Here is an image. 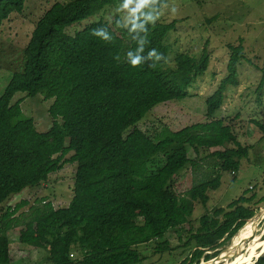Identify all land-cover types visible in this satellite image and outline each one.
<instances>
[{
  "label": "trees",
  "instance_id": "1",
  "mask_svg": "<svg viewBox=\"0 0 264 264\" xmlns=\"http://www.w3.org/2000/svg\"><path fill=\"white\" fill-rule=\"evenodd\" d=\"M167 2L155 0L141 12H158ZM123 3L54 1L36 20L22 69L13 72L0 94V205L22 189L46 182L65 163L75 164L73 195L66 206L55 208L37 195L32 202L22 198L0 207L5 221L0 264L12 260L6 235L11 226H21L20 243L47 250L54 264H143L136 246L154 241L156 252L170 249L164 234L182 228L194 202L205 205L208 189L219 187L222 172L236 173L240 159L248 156L249 148L237 139L228 117L218 116L228 85H238V64L247 59L241 39L228 44L227 73L204 101L206 120L150 134L138 123L159 103L184 99L208 68L209 55L203 47L199 57L187 52L169 56L167 36L178 19L144 21L141 30L132 29V17L122 19L120 11L103 17ZM24 4L0 0V25ZM142 20L139 16L136 23ZM98 28L112 39L93 36ZM152 49L164 58L149 57ZM129 52L141 57L140 65H130ZM263 83L264 73L258 91ZM17 92L53 98L47 131L37 130L32 118H19L20 101H10ZM251 122L264 132L263 122ZM187 165L196 175L180 196L167 180L173 187L172 176ZM253 214L239 204L218 223L208 224L204 216L199 228H186L183 244L194 245L183 264L212 258L205 249L218 246L225 234L221 244L233 237ZM253 264H264V251Z\"/></svg>",
  "mask_w": 264,
  "mask_h": 264
},
{
  "label": "rangeland",
  "instance_id": "2",
  "mask_svg": "<svg viewBox=\"0 0 264 264\" xmlns=\"http://www.w3.org/2000/svg\"><path fill=\"white\" fill-rule=\"evenodd\" d=\"M54 1L57 0H25L21 12H12L2 21L0 25V94L4 91L13 72L22 69L25 58L24 48L30 39L36 20ZM134 5L135 0L129 8ZM116 11H120L122 19L128 20L127 18L131 16L128 9L112 8L107 9L103 17L106 19ZM156 13L158 16L155 21L169 22L178 19L176 29L169 32L167 36L171 46L170 57L177 52H187L199 57L205 47L209 60L208 68L196 80L193 87L188 89V95L184 99L159 103L138 123L139 128L150 134L163 127L178 130L186 125L206 120L204 101L227 73L226 63L230 53L228 44L236 45L241 39L244 56L247 58L238 64V85H228L218 116L228 117L227 122L233 125L237 139L249 148L248 156L240 159L236 173L222 172L219 187L213 190L208 189V200L205 205L194 202L192 214L185 218L187 223L182 228H171L164 234L170 249L156 252L154 241L136 246L144 255L143 264H183V260L190 256L194 245L193 243L183 244L188 235L186 228L189 226H193L194 229L199 228L204 216H208L206 218L208 224L218 223L223 213L239 204L254 210V214L249 218H254L258 211L264 210V132L251 122V119L256 118L264 123V83L261 84L259 91L257 89L264 73V0H168ZM52 99H46L40 94L27 97L25 93L17 92L10 101L11 103L20 101L19 118H32L37 130L45 132L52 122L49 114ZM236 113L239 115L232 119ZM203 167H206V163ZM74 170L75 164L67 162L60 170L50 174L46 182L22 189L23 191L17 193H20L18 199L12 195L0 207L22 198L32 202L37 195L47 197L46 199L50 200L55 208L66 206L73 195ZM195 175L187 165L172 176L174 177L173 187L169 179L167 185L171 190L174 189V193L182 196L184 191L192 185ZM27 207L24 206L16 215ZM249 218H246L243 223ZM252 222V219H249L244 226L251 225ZM4 224L5 221L0 220V234ZM244 228L239 229L233 237L220 244L218 252L222 250L224 253L225 251L233 252L229 250L230 245ZM20 229L21 226H11L6 231V235L11 239L10 264H54L55 258L51 257L47 250L30 248L18 241ZM255 234L263 243L256 248L249 264H253L260 256L258 254L264 246V218L259 223L257 231L254 230L248 237L240 239L241 250L249 246L251 239L256 237ZM159 240L161 238L156 239V241ZM216 248L217 246L213 249H205V253L215 254ZM244 253L245 250L239 254V258H244ZM76 258L73 259L76 260ZM232 260L233 257H230L229 261ZM210 263L212 262L203 258H200L198 262V264Z\"/></svg>",
  "mask_w": 264,
  "mask_h": 264
},
{
  "label": "bare ground",
  "instance_id": "3",
  "mask_svg": "<svg viewBox=\"0 0 264 264\" xmlns=\"http://www.w3.org/2000/svg\"><path fill=\"white\" fill-rule=\"evenodd\" d=\"M258 212L259 213L254 218L253 217L250 218L253 221L251 225H248L246 227L243 225L241 227V228H244V227L245 228L241 231V233L239 234V237L235 238L233 240L232 244L230 245V249L229 250H233V252L225 251V253L221 252V253L217 254L216 255L217 257H216V259L214 261L215 264H249L250 263L249 262L250 258L253 256V254H255L256 248L259 245H261L263 243V241H260L261 238L259 239L257 234H255L256 237L254 236L255 238L251 239L252 241L249 244V246L247 245L248 247L246 246L243 249V250H245V253L243 254V255H245L244 258H239V254H241V252L243 251V250H241L242 247H240V239H242L243 237H248V235L250 233H253L254 230L255 231L258 230V225L261 222V220L264 218V210L258 211ZM263 240H264V238H263ZM237 246H238V248L236 249ZM263 247H262V249H263ZM230 257H233L232 262L229 261Z\"/></svg>",
  "mask_w": 264,
  "mask_h": 264
},
{
  "label": "clouds",
  "instance_id": "4",
  "mask_svg": "<svg viewBox=\"0 0 264 264\" xmlns=\"http://www.w3.org/2000/svg\"><path fill=\"white\" fill-rule=\"evenodd\" d=\"M134 0H124V3L122 5H120L121 8L124 9H128L131 17H132V29H136V28H140L141 30L143 29V24L144 21H148V22H154L157 19L158 13H156V11L154 12H149L148 14H145L143 12H141V9H143L145 6H147L150 2L154 3L155 0H135V5L134 7L129 8V5L133 4ZM137 13H139V16H143V20L141 21L140 24L136 23V20L139 19V16H137ZM117 23L119 24V21H117ZM131 31V29H130ZM147 32V30H145ZM92 35L93 36H99V37H103L104 40H110L112 39V37H110L108 35V33L106 31H104L102 28H98V29H94L92 31ZM146 41L142 38L140 43L143 44ZM142 51V48L137 50ZM127 56L129 57V63L131 66L135 67L141 64V57L139 55H135L133 56V54L131 52L127 53ZM149 57H153L155 56V58L157 60H161L164 57L160 54L157 55V51L155 49H152L149 51L148 53ZM154 66V65H152Z\"/></svg>",
  "mask_w": 264,
  "mask_h": 264
},
{
  "label": "water",
  "instance_id": "5",
  "mask_svg": "<svg viewBox=\"0 0 264 264\" xmlns=\"http://www.w3.org/2000/svg\"><path fill=\"white\" fill-rule=\"evenodd\" d=\"M24 190V189H23ZM22 190V191H23ZM20 194V193H19ZM19 194H13V197H15L16 199H18V195ZM12 200V199H11ZM222 239L223 238H221V240H220V242H219V244H218V246H217V248H216V250H215V254L213 255V257L212 258H210L209 260H207V261H211L212 263L211 264H214V261H215V259H216V255L218 254V251H219V247H220V244H221V241H222ZM263 251H264V247H263V249L261 250V252H260V254H262L263 253ZM260 254H258V256L260 255ZM255 261H256V259H255ZM230 262H232V261H230Z\"/></svg>",
  "mask_w": 264,
  "mask_h": 264
}]
</instances>
